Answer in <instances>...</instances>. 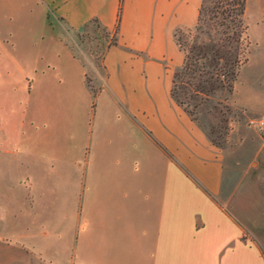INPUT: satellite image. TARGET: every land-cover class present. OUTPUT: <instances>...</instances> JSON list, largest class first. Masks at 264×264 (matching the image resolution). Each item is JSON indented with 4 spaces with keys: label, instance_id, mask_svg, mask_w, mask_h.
Here are the masks:
<instances>
[{
    "label": "crops",
    "instance_id": "crops-1",
    "mask_svg": "<svg viewBox=\"0 0 264 264\" xmlns=\"http://www.w3.org/2000/svg\"><path fill=\"white\" fill-rule=\"evenodd\" d=\"M31 1L64 32L94 21L116 35L89 69L98 87L76 155L38 153L44 142L22 137L33 120H8L11 106L0 104V177L30 208L76 204L77 264H264V139L225 206L224 155L170 92L183 60L174 33L194 27L201 0H122L119 19L120 0ZM244 21L250 44L264 48V0H246ZM71 58L90 91L88 68ZM237 90L263 103L264 77L239 73Z\"/></svg>",
    "mask_w": 264,
    "mask_h": 264
},
{
    "label": "rangeland",
    "instance_id": "rangeland-1",
    "mask_svg": "<svg viewBox=\"0 0 264 264\" xmlns=\"http://www.w3.org/2000/svg\"><path fill=\"white\" fill-rule=\"evenodd\" d=\"M12 1L0 0V4L11 5ZM14 2L13 9L0 8V104L4 99L10 104L8 120L26 124L30 118L33 120L36 128L29 133L25 128L22 137L31 135L42 140L44 144L37 147L38 153L76 155L93 91L98 87L92 82L95 75L89 69L92 65L101 68L103 54L116 35L94 21L81 30L68 28L64 32L52 11L36 7L31 0ZM243 24L246 25L244 20ZM191 30L178 29L177 34L188 40ZM246 34L247 30H243V63L231 87L186 100L191 114L186 112L224 155L223 188L217 200L225 206L243 175L252 172L259 142L264 139L249 124L250 119L264 114V102L254 98L252 90L244 94L235 91L239 73L242 80L264 77V48L252 46ZM70 54L88 68L86 81L90 91L84 87L80 67ZM195 101L197 106H193ZM182 107L186 110L185 104ZM20 195L18 189L6 183L5 177H0V264H77L75 251L72 253L76 204L67 202L62 207L53 198L45 205L38 203L30 208ZM60 195L54 191L48 194ZM39 250L47 252V256H39Z\"/></svg>",
    "mask_w": 264,
    "mask_h": 264
},
{
    "label": "trees",
    "instance_id": "trees-1",
    "mask_svg": "<svg viewBox=\"0 0 264 264\" xmlns=\"http://www.w3.org/2000/svg\"><path fill=\"white\" fill-rule=\"evenodd\" d=\"M245 2L201 0L189 39L183 40L177 30L174 33L183 60L173 72L170 92L181 106L185 104L186 108L189 105L186 100L194 96H209L224 86L231 87L243 63L240 44L242 32L247 30L243 24ZM121 3L122 0L118 19ZM193 106H197L196 101ZM186 111L191 114L189 109L186 108Z\"/></svg>",
    "mask_w": 264,
    "mask_h": 264
},
{
    "label": "built area",
    "instance_id": "built-area-1",
    "mask_svg": "<svg viewBox=\"0 0 264 264\" xmlns=\"http://www.w3.org/2000/svg\"><path fill=\"white\" fill-rule=\"evenodd\" d=\"M249 124L264 135V114L250 119Z\"/></svg>",
    "mask_w": 264,
    "mask_h": 264
}]
</instances>
